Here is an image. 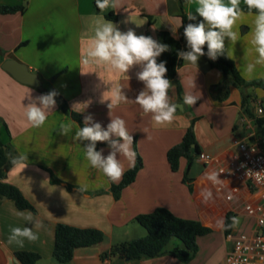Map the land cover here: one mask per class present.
<instances>
[{
    "label": "crops",
    "instance_id": "crops-1",
    "mask_svg": "<svg viewBox=\"0 0 264 264\" xmlns=\"http://www.w3.org/2000/svg\"><path fill=\"white\" fill-rule=\"evenodd\" d=\"M180 1L117 0L115 8L101 11L95 7V0H0V8H21L12 13L0 12V148L9 146L14 156L20 153L28 156L24 162L28 165L25 168L11 165L3 182L21 191L35 210L27 211L43 225L33 229L38 235L36 241L25 240L23 247L8 244L10 227L23 226L17 212L25 210L18 209L12 200L2 199L0 264H22L16 257L19 252L38 254L41 259L37 264H60L53 256L55 230L60 224L104 234L102 243L77 249L69 264H228L232 243L225 234L226 218L233 216L231 233L251 235L255 231V218L247 214L245 207L259 202V190L237 177H224L215 163L199 158L200 154H206L226 164L238 152L234 140L255 134L242 109L244 93L253 95L256 101L264 96V65L256 66L252 73L245 70L246 64L255 58L249 44L251 17H242L234 25L239 36L234 42L225 39L226 55L244 80H260L263 85L241 90L230 84L229 98L217 102L211 90L222 82V73L206 56L199 58L197 68L182 62L177 70L181 92L176 84L168 92L171 101L182 107H178L172 122L163 125H155L152 114H145L132 101L143 88V83L135 78L138 66L129 70L128 79L104 64L84 63L96 20L101 16L118 24L121 31L131 28L137 35L152 36L159 42L161 33L174 38L170 29L176 27L174 39L179 41L183 31L181 14L188 10L195 14V0L182 5ZM182 48L186 50V40ZM9 59L25 64L37 74L43 89L23 84L3 69ZM112 85L121 86L129 101L113 104L110 111L107 105L112 96L108 90ZM50 90L58 93L56 106L45 124L34 128L25 117L24 106L29 96ZM187 93L197 98L193 105L183 104L182 98ZM61 102L70 112L80 115L82 124L88 114L102 127L111 118L125 121L136 156L132 165L123 155L117 156L124 168L118 180L87 165L81 149L87 141L73 138L76 125H81L62 111ZM76 103H87V107L73 108ZM69 121L74 122L72 132L62 135L59 126ZM191 125L196 137L193 148L198 153L191 165L182 159L179 170L174 172L167 154L182 142ZM101 148L106 156L109 152L106 143L97 142V150ZM137 157L142 161L141 169L134 182L116 197L112 187L122 182L125 173L136 165ZM187 171L190 183L184 182ZM213 171L218 173L217 182L208 179ZM82 186L84 191L79 190ZM158 208L168 209L183 219L200 221L210 229L209 234L198 238V252L189 263L169 253L181 245L179 241L155 258L130 262H122L117 256L102 258L103 253L116 245L145 237L146 230L135 218ZM220 220L223 225L218 226Z\"/></svg>",
    "mask_w": 264,
    "mask_h": 264
},
{
    "label": "clouds",
    "instance_id": "clouds-1",
    "mask_svg": "<svg viewBox=\"0 0 264 264\" xmlns=\"http://www.w3.org/2000/svg\"><path fill=\"white\" fill-rule=\"evenodd\" d=\"M116 3L117 0H95V7L103 11L115 8ZM241 3L244 8L241 7ZM194 12L195 14L193 10H188L185 13L187 20L194 23H187L183 29L186 50L177 51V56L184 62L183 64L197 68V61L201 56L216 61L220 55L227 54L225 39L234 42L239 36L234 25L242 17H251L249 44L255 53V58L253 62L246 64L245 70L252 73L256 66L264 65V0H195ZM198 17L202 19L198 20ZM176 30V27L170 29L174 38H176ZM93 32L84 63L104 64L112 71L127 77L129 70L134 65L138 66L139 70L135 73V78L143 83V88L132 101L138 104L145 114H152L151 119L155 125L172 122L178 107L182 105L172 102L168 94L169 89L174 85L166 77V61L157 62V57L169 51L170 46L155 40L152 36L137 35L131 28L121 31L118 24L102 16L96 20ZM108 91L112 96V100L107 105L110 111L113 104L129 101L119 85H112ZM57 95L56 90H50L35 97L29 96V102L24 106V114L32 127L39 128L45 124L48 114L53 112L56 106ZM182 101L183 104L193 105L197 98L187 93ZM77 105L87 107V103H76L73 108ZM73 123L62 122L59 126L60 133L67 135L72 132ZM73 138L75 141H87L81 148L87 165L100 170L112 180H118L124 171L123 165L117 158L118 155L126 157L130 165L134 164L136 153L132 147L133 137L127 130L125 121L120 117L111 118L110 122L102 127L100 122L95 121L93 116L88 114L84 116L82 126L76 125ZM97 142L106 143L109 148L106 156L103 154V148L97 150ZM26 160L28 156L20 153L11 157L10 164L13 167L25 168L28 165L24 163ZM261 172L255 173L258 178ZM208 179L217 182L218 173L215 171L209 173ZM79 190L84 191L85 187L82 186ZM17 215L22 219L23 226L10 227L7 243L23 247L25 240L34 242L38 239L33 229L41 228L43 225L30 211H18ZM217 224L223 225V220L217 221Z\"/></svg>",
    "mask_w": 264,
    "mask_h": 264
},
{
    "label": "trees",
    "instance_id": "trees-1",
    "mask_svg": "<svg viewBox=\"0 0 264 264\" xmlns=\"http://www.w3.org/2000/svg\"><path fill=\"white\" fill-rule=\"evenodd\" d=\"M185 1L187 0H181L180 4L182 5ZM20 9L21 8L19 7H3L0 8V12L12 13ZM181 18L183 29L187 23H194L193 21H188L186 15L183 13L181 14ZM199 19L202 18L198 17V20ZM160 36L162 42L170 46V50L162 53L160 58L157 59V62H160L161 60L166 61L168 79L172 84H176L178 91L181 92V87L177 82V70L182 65L183 61L177 56V51L183 50L182 44L185 40L183 31L179 41L172 38L168 33H161ZM204 50L205 52L207 51L206 45L204 46ZM208 61L223 75L222 82L211 90L212 97L217 102H223L229 98L230 84H233L241 90L263 85V82L260 80H244L237 67L233 61L228 58L226 53L220 55L216 61H211L209 59ZM256 105L257 101L253 95L243 94V113L251 120L255 129V135L260 137L258 133H261L264 136V113L258 115ZM60 108L64 113L69 114L81 126L83 125L80 115L70 112L65 103L61 102ZM194 145H196V137L194 127L191 125L187 129L182 142L172 148L167 154V159L172 171L176 172L179 170L182 159L188 160V164L191 165L194 155L198 153V150L193 148ZM14 155L15 152L11 147L3 146L0 148V202L2 199H9L12 200L20 210L35 211L34 207L26 200L18 188L3 182L6 178V170L11 166L10 159ZM141 167L142 161L140 157H137L136 165L125 173L122 182L119 185L112 187L116 197L119 196L124 188L134 182ZM187 175L188 171L185 174L184 182L190 183V179ZM135 220L146 230V236L132 242L112 247L108 252L102 254L103 259L117 256L122 262H130L155 258L168 251L167 249L171 242L177 240L181 245L171 249L169 251L170 255L184 263H189L198 252V238L210 233V229L204 227L200 221L177 217L165 208H158L152 213L139 215ZM232 226L233 216H228L224 226L226 235L232 232ZM103 240L104 234L99 230L79 229L60 224L55 230L53 256L60 264H69L72 262L74 253L77 249L100 244ZM16 257L22 264H37L41 259L38 254L29 252L16 253Z\"/></svg>",
    "mask_w": 264,
    "mask_h": 264
},
{
    "label": "built area",
    "instance_id": "built-area-1",
    "mask_svg": "<svg viewBox=\"0 0 264 264\" xmlns=\"http://www.w3.org/2000/svg\"><path fill=\"white\" fill-rule=\"evenodd\" d=\"M166 77L168 78L167 72ZM257 114L262 115L263 109L257 103ZM253 139V140H251ZM234 144L238 149L226 164L220 158H213L200 154L199 158L205 162L216 164L219 173L224 177H237L259 190L260 199L256 205H247L245 211L255 218V231L251 234L230 233L228 240L232 243L228 255V264H264V153L262 139L255 134L247 138H236ZM261 172L259 178L255 174ZM230 200L231 196H227Z\"/></svg>",
    "mask_w": 264,
    "mask_h": 264
},
{
    "label": "water",
    "instance_id": "water-1",
    "mask_svg": "<svg viewBox=\"0 0 264 264\" xmlns=\"http://www.w3.org/2000/svg\"><path fill=\"white\" fill-rule=\"evenodd\" d=\"M2 67L19 82L33 86L40 90L43 89L42 81L39 79L38 75L31 72L25 64L9 59L4 62Z\"/></svg>",
    "mask_w": 264,
    "mask_h": 264
},
{
    "label": "rangeland",
    "instance_id": "rangeland-1",
    "mask_svg": "<svg viewBox=\"0 0 264 264\" xmlns=\"http://www.w3.org/2000/svg\"><path fill=\"white\" fill-rule=\"evenodd\" d=\"M257 102H258V103H261V106H262V108L264 109V96L261 97L260 99H258ZM258 135H259V136L261 137V139H262V150H263V153H264V136H263L261 133H258ZM175 241H177V240H173V241L171 242L170 245H173V243H174Z\"/></svg>",
    "mask_w": 264,
    "mask_h": 264
}]
</instances>
